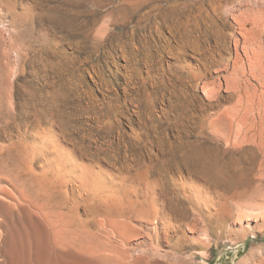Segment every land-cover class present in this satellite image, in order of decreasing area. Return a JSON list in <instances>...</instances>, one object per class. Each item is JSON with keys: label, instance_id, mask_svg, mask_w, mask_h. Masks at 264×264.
<instances>
[{"label": "bare ground", "instance_id": "6f19581e", "mask_svg": "<svg viewBox=\"0 0 264 264\" xmlns=\"http://www.w3.org/2000/svg\"><path fill=\"white\" fill-rule=\"evenodd\" d=\"M92 1L40 0L59 40L79 52L91 26L99 48L88 54L110 35L105 20L85 19ZM143 5L150 34L165 27L176 42L175 63L157 78V151L92 148L80 116L66 115L68 104L33 72L29 112L0 144V264H210L214 237L233 245L254 237L238 264H264V0ZM24 44L11 49L26 56ZM116 45L131 62L129 42L109 50ZM189 52L195 65L184 60ZM15 75L0 70L11 108ZM2 102L0 92V134L10 113Z\"/></svg>", "mask_w": 264, "mask_h": 264}, {"label": "rangeland", "instance_id": "374dc122", "mask_svg": "<svg viewBox=\"0 0 264 264\" xmlns=\"http://www.w3.org/2000/svg\"><path fill=\"white\" fill-rule=\"evenodd\" d=\"M100 1L86 3L85 19L91 23L96 20L98 25H103L105 20L104 23L109 25L110 35H107L109 38L106 36V40L99 39L102 45L99 51L94 50L92 54H88L91 46L99 48L97 38L90 32L91 26L84 29L82 49L79 52L72 40H59L60 30L48 25L49 10L40 5V0H0V70L17 72L12 78L15 81L13 105L16 106L10 107L6 89L0 88L4 108L10 110L2 124L0 144L18 134L16 125L29 112L32 82L37 81L33 72H37L42 83L43 77L47 80V89L54 91L55 100H63V103L68 104L65 114L69 116L75 113L80 116L84 137H93L87 140L92 148L121 147L120 149L132 152H142L143 156L148 147L157 151V145L153 147L151 144L157 134L156 126L160 124L163 107L157 78L162 73L163 64L167 66L175 63L173 51L170 52L168 46L175 47L176 42L165 27L156 35L150 34L148 24L144 23V14L150 9L142 6L144 0H132V3L128 1L131 5L124 6L127 12L118 8L124 0H103L102 4ZM111 12L115 15L108 17ZM47 28L50 36H44ZM117 40L128 41L134 49L135 55L130 56L131 62L123 56L117 45L112 52L109 50ZM50 43L55 49L50 48ZM23 44L30 51H27L26 56L19 57L11 46L20 51ZM146 53H150L151 57ZM186 56V64L195 65L193 55L189 52ZM23 70L25 74L22 73ZM19 71L21 74H18ZM3 81L5 86L7 83L5 79ZM194 95L203 97L199 89H194ZM11 115L13 118L8 119ZM175 176L177 178V174ZM213 240L214 246L209 251L210 264H238L256 239L251 237L247 243L236 245L225 239L214 237ZM259 240L264 242V237Z\"/></svg>", "mask_w": 264, "mask_h": 264}]
</instances>
